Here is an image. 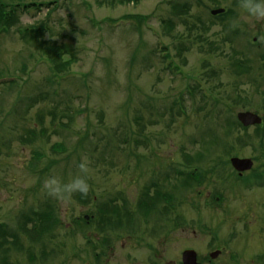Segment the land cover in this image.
<instances>
[{
  "label": "rangeland",
  "instance_id": "374dc122",
  "mask_svg": "<svg viewBox=\"0 0 264 264\" xmlns=\"http://www.w3.org/2000/svg\"><path fill=\"white\" fill-rule=\"evenodd\" d=\"M35 1L55 3L21 13L18 23L8 32H0V223L9 225L15 210L22 211L26 205L60 209L64 245L57 264H103L95 261L86 244L85 235L93 237L89 234L93 224L85 226L82 233L73 222L89 214H95L101 223L110 221L101 219L105 214L100 206L94 208L109 197H118L120 207L123 198L133 204L140 187L153 175L148 166L167 162L172 169L180 167L183 151L192 154L209 147L211 153L200 163L204 170L215 164V171L203 174L206 182L197 185L175 173L168 179V189L179 198L185 188L214 186L209 182L221 180L215 173L231 172L233 153L264 156V126L247 132L235 124L238 110L256 114L264 124V20L244 15L241 0ZM173 2L190 3L192 16L187 19L191 25L197 24V17L206 20L209 11L219 7L229 8L231 19L228 23L213 20L209 32L205 31L213 42L209 46L189 35L174 18ZM126 15L145 16L146 20L138 28L135 19L122 20ZM166 18L175 24L170 33L160 22ZM40 23L47 27L44 38L48 42L68 44L75 52L76 59L66 72L53 74L40 51L17 33V27ZM176 34H183L189 46L183 54L185 64L175 56L180 42L174 38ZM200 43L206 49L200 50ZM163 47L172 59L170 69L177 65V70L165 68L160 57ZM9 78L15 83L9 85ZM194 84L204 99L199 91L189 96L188 89ZM18 97L35 99L13 111ZM180 97L185 111L178 115L171 102ZM171 109L175 112L172 116ZM38 115L43 116L42 124L36 121ZM138 116L147 141L137 146L132 141L122 142L129 129L138 130L134 123ZM82 133L89 138L82 139ZM55 142L63 143L66 152L52 153L50 147ZM130 152L142 154L137 168ZM81 163L86 165L83 172L78 167ZM47 164L49 167H44ZM163 170L168 175L171 172ZM75 175L87 179V204L79 201V193L62 202L42 188L49 176L66 183ZM162 192L167 193L166 188ZM73 231L77 235L71 237ZM0 238V252L4 253L0 264H8L6 238ZM73 245L78 246V258L72 254ZM128 250L129 259L116 250L109 264H141L140 251Z\"/></svg>",
  "mask_w": 264,
  "mask_h": 264
},
{
  "label": "flooded vegetation",
  "instance_id": "af4514ba",
  "mask_svg": "<svg viewBox=\"0 0 264 264\" xmlns=\"http://www.w3.org/2000/svg\"><path fill=\"white\" fill-rule=\"evenodd\" d=\"M241 112L247 111L236 112L237 128L254 132L264 126L262 120L242 125L237 118ZM233 154L238 159L248 158L250 168L239 172L230 166L229 173H215L213 176L221 180L209 182L214 186L185 188L179 198L168 187L166 198L154 199L144 197L140 189L133 204L126 203V198L120 201L121 219L101 223L90 214L93 230L89 234L93 237L88 248L95 261L109 264L116 250L129 259L128 249L136 248L141 264H184L186 251L193 252L196 264H264V156ZM170 170L169 177L172 167ZM159 192L163 193L161 187ZM26 206L15 210L9 225L0 223L8 264H57L63 246L60 209ZM99 206L95 205V210ZM178 239L181 241L176 245ZM77 253L78 246L73 245V256Z\"/></svg>",
  "mask_w": 264,
  "mask_h": 264
},
{
  "label": "trees",
  "instance_id": "16d2710c",
  "mask_svg": "<svg viewBox=\"0 0 264 264\" xmlns=\"http://www.w3.org/2000/svg\"><path fill=\"white\" fill-rule=\"evenodd\" d=\"M119 3H123V2H138L139 0H117ZM55 3V1H48L47 3H43L40 1H35V0H31L28 1L26 3L23 2H17V3H7L4 0H0V32H8L9 29L14 26L16 23H18L19 21V16L21 15V13L23 12H27L29 9H34V10H39L40 7L43 4H46L47 6L53 5ZM192 7H190V3L189 2H183L182 4H179L178 2H173L171 3V13L174 16V18H176L177 20H179V23L181 25H183V27L189 31V35H193L194 37H196V40L198 41H205V44H208L209 46L212 45V41H211V37L207 34H205V31L208 33V29L211 28V25L213 23V20L217 19L220 20V22H229V19H231V16L229 17L228 15L231 13L229 8H225V12L221 15H217V16H209V18H207L206 20H203L200 17H197L195 20L197 21V24H189L187 17L192 16ZM51 9H53V6L51 8L48 9L47 12H49ZM190 12V13H189ZM135 19V21H137L138 24V28L139 26L142 24V22H144L146 20L145 16H139V15H126L125 17H122V20H126V19ZM228 18V19H227ZM226 19V20H224ZM224 20V21H223ZM165 30L166 28L168 29V33L172 32L173 28L175 27L174 21L171 18H166V19H161L160 21ZM41 25L37 27H33V26H29V27H25L23 29L18 28L17 27V33L19 34L20 38L26 43V44H30L33 48H35L36 50L40 51V55H42L44 57V59L49 63L50 65V69L51 72L53 74H61L67 71V69L70 67V65L75 61L76 56H75V52H73L72 47L69 46L68 44H64V43H56V42H48L47 39L44 38V34L47 30V27H45V23H40ZM194 30H196V32H194ZM171 35V34H170ZM188 35V33H187ZM173 37V35H171ZM185 36H183V34H176V36H174L175 39H177L179 42L175 48H176V53L175 56L181 58V63L185 64V61L183 60V54L189 50V46L187 44L184 43L183 39ZM200 50L203 49V47L206 49L205 45L203 46L202 43H200V46H198ZM166 47H163L160 51H161V61L164 63L165 68H167L168 70H177V65L175 67H173L172 69H170L171 66V58L167 52V50L165 49ZM184 51V52H183ZM183 52V53H182ZM239 64V63H238ZM164 69V68H163ZM15 82L11 81L9 85L14 84ZM190 87V86H189ZM189 96L193 97V94H195L197 91H199L197 89V84H194L193 86H191L189 89ZM200 92L201 97L204 99L205 96L204 94ZM33 97H30L29 99L26 98L24 99V97H18L17 98V102L15 103L16 105L13 107V111H15V108L20 105V104H26L29 102H33L34 99H32ZM183 98H175L172 100L171 104L172 106L177 108V113L176 114H182L185 110H184V105L182 102ZM28 101V102H25ZM216 102V100H215ZM22 106V105H20ZM26 106H29L26 104ZM25 106V107H26ZM27 109V108H26ZM8 115L11 113H7ZM48 114L53 117V113L51 111L48 112ZM175 112L172 111L171 109V116L174 115ZM43 116L38 115L36 118V121H38L40 124H42V119ZM141 117L138 116V120H134V123L136 124V126L138 127V130H132L129 129V136L124 135L125 137L122 139V142L124 143H130V141L134 142L133 144L135 146L138 145V143H144L147 141V136L144 133V126L140 123ZM33 130V129H31ZM32 134L34 132L30 131ZM41 133H43L42 131H40ZM134 132V134L132 133ZM82 139H87L89 138L88 134H84L82 133ZM127 136V138H126ZM215 143V142H213ZM228 145V144H227ZM231 146H229L230 148ZM51 152L55 153V154H59V153H64L66 152V147L64 146L63 143H59V142H55L54 144L51 145L50 147ZM153 150V148H150ZM183 157H184V163H182L183 165H181L180 167H173V174L175 173L176 175H178V178L180 177L181 179L185 178V179H190L192 181H195L197 183V185L199 184L200 181H202V179L204 178L203 174L209 173V172H214L215 171V164H213L211 167L207 168V170H204V165L200 162L203 161V158H207V155H209L210 150L209 147L204 148L203 150L199 151H195L192 154L186 151H183ZM227 153V152H226ZM230 153V152H229ZM146 154V153H145ZM129 155H134L135 159L137 160L136 165H133L134 168H137L139 164H141V155L142 154H137L136 152H130ZM139 162V163H138ZM204 162V161H203ZM106 164L108 165H112V162H107ZM126 164V165H125ZM135 164V163H134ZM124 165L126 167H128V162H124ZM44 167H49V165H45ZM149 169H153L152 170V176L149 177L146 185L145 186H141L140 189L142 190V193L145 196L154 199L155 197H161L162 195L167 196V193L163 192H159L160 187L161 188H167V185L165 184L164 186L162 185V183H167L168 179L170 178L169 175L167 174V170H163L168 168V170L170 169V165L166 162L164 164H160V166L157 165H150L148 166ZM125 169V167H124ZM162 170V172H166L165 174H162L160 171ZM170 171V170H169ZM44 171H41L39 173H43ZM162 182V183H160ZM154 189V192H152L151 190ZM141 193V191H140ZM118 194L120 195V192H118ZM122 196V194H121ZM120 196V198H121ZM118 197H109L108 199L105 200V202L100 206L101 209L104 210V214L105 216L102 217L101 219H109V220H119L121 219L120 215H121V211H120V206L116 204V201H118L119 199H117ZM88 194L86 195H79V201L82 204H87V200H88ZM91 218H88V221H86L84 219V217L80 218H76L75 219V224L78 228V230H80L82 233L85 232L84 227H88V224L90 223ZM86 238V244H88L87 242V238L88 236L85 235ZM64 245V244H63ZM82 249L79 251L81 252ZM5 264V263H4Z\"/></svg>",
  "mask_w": 264,
  "mask_h": 264
},
{
  "label": "clouds",
  "instance_id": "9594fccd",
  "mask_svg": "<svg viewBox=\"0 0 264 264\" xmlns=\"http://www.w3.org/2000/svg\"><path fill=\"white\" fill-rule=\"evenodd\" d=\"M241 12L254 20H264V0H241ZM81 171L86 170V165H78ZM42 188L45 193L56 200L67 201L73 194L86 195L89 191L87 179L82 175L73 176L70 181L63 182L56 176H49L43 180Z\"/></svg>",
  "mask_w": 264,
  "mask_h": 264
},
{
  "label": "water",
  "instance_id": "95a60500",
  "mask_svg": "<svg viewBox=\"0 0 264 264\" xmlns=\"http://www.w3.org/2000/svg\"><path fill=\"white\" fill-rule=\"evenodd\" d=\"M224 8H215L210 10L211 15H218L224 12ZM238 120L241 122L242 125L248 126L252 124H259L261 119L254 113L251 112H241L237 115ZM230 163L233 168L237 171H244L248 170L251 166V161L249 159H238V158H231ZM190 252V253H189ZM190 259L189 264H196L194 261V254L191 251H186L183 253V261L184 264H188L187 260Z\"/></svg>",
  "mask_w": 264,
  "mask_h": 264
}]
</instances>
